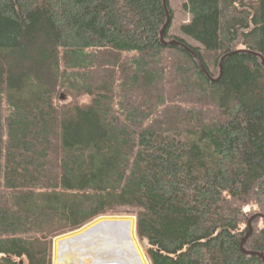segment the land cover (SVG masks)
<instances>
[{
  "label": "trees",
  "instance_id": "obj_1",
  "mask_svg": "<svg viewBox=\"0 0 264 264\" xmlns=\"http://www.w3.org/2000/svg\"><path fill=\"white\" fill-rule=\"evenodd\" d=\"M184 10L0 0V264L123 212L152 264H264V0Z\"/></svg>",
  "mask_w": 264,
  "mask_h": 264
},
{
  "label": "bare ground",
  "instance_id": "obj_2",
  "mask_svg": "<svg viewBox=\"0 0 264 264\" xmlns=\"http://www.w3.org/2000/svg\"><path fill=\"white\" fill-rule=\"evenodd\" d=\"M55 264L152 263L138 240L134 220L106 217L57 239Z\"/></svg>",
  "mask_w": 264,
  "mask_h": 264
},
{
  "label": "rangeland",
  "instance_id": "obj_3",
  "mask_svg": "<svg viewBox=\"0 0 264 264\" xmlns=\"http://www.w3.org/2000/svg\"><path fill=\"white\" fill-rule=\"evenodd\" d=\"M188 0H170V5L174 11V21L171 25V31H172V34L174 35H177L179 36L180 38L182 39H185L187 42L191 43V44H194L195 43L190 40L188 37H186L183 32H182V25L184 24H187L191 21V16L188 12H186L184 10V4L187 2ZM122 215V216H129V217H135L133 216L130 212L129 213H126V212H123V213H120L119 216ZM121 217V216H120ZM96 221V220H95ZM94 221V222H95ZM93 223V222H92ZM91 224V223H90ZM89 225V224H88ZM86 225V226H88ZM85 226V227H86ZM84 228V227H83ZM82 228V229H83ZM81 230V229H80ZM78 230V231H80ZM69 235V234H68ZM66 236V235H65ZM63 237V236H61ZM60 237L56 238L53 242V251L55 253V242L57 239H59ZM143 245V244H141ZM144 249L146 248V246H144ZM54 253H53V264H54Z\"/></svg>",
  "mask_w": 264,
  "mask_h": 264
},
{
  "label": "water",
  "instance_id": "obj_4",
  "mask_svg": "<svg viewBox=\"0 0 264 264\" xmlns=\"http://www.w3.org/2000/svg\"><path fill=\"white\" fill-rule=\"evenodd\" d=\"M164 2H165V6H166V8H167V4H166V0H164ZM167 12H168V20H167V23H166V25L164 26V28H163V30H162V33H161V40L165 43V32H166V30H167V28H168V26L170 25V16H169V11H168V9H167ZM177 42L176 41H174V42H171V43H168L169 45H173V44H176ZM226 57H224L223 59H222V61H221V74H222V63H223V61H224V59H225ZM114 217H120V216H114ZM121 217H126V218H128V219H133L134 220V223H135V229H136V218L135 217H129V216H121ZM102 218H106V217H101V218H99V219H102ZM257 218H262V219H264V215H261V214H259V215H255V216H253L251 219H250V221H249V232L247 233V235H246V237L243 239V242H242V245H241V248L243 249V251H244V246H245V243L247 242V240L250 238V236L252 235V232H253V227H252V223H253V221L255 220V219H257ZM99 219H97V220H99ZM96 220V221H97ZM94 223V222H93ZM92 224V223H91ZM91 224H89V225H91ZM88 225V226H89ZM87 227V226H86ZM85 228V227H84ZM83 228V229H84ZM82 230V229H81ZM76 232H78V231H76ZM76 232H74V233H76ZM74 233H71V234H74ZM70 235V234H69ZM66 236H68V235H66ZM66 236H63V237H66ZM60 238H62V237H60ZM59 238V239H60ZM245 252V251H244ZM247 255H249V256H259V257H261L263 260H264V256L262 255V254H259V253H254V252H245ZM21 264H23V262H21ZM54 264H55V253H54Z\"/></svg>",
  "mask_w": 264,
  "mask_h": 264
}]
</instances>
